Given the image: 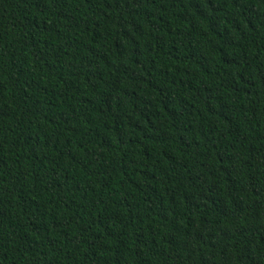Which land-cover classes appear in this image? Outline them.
<instances>
[{
	"label": "trees",
	"instance_id": "obj_1",
	"mask_svg": "<svg viewBox=\"0 0 264 264\" xmlns=\"http://www.w3.org/2000/svg\"><path fill=\"white\" fill-rule=\"evenodd\" d=\"M0 264H264V0H0Z\"/></svg>",
	"mask_w": 264,
	"mask_h": 264
}]
</instances>
